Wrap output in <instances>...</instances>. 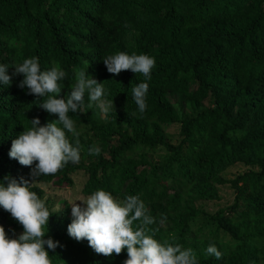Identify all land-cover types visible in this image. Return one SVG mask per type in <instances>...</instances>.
I'll list each match as a JSON object with an SVG mask.
<instances>
[{"label": "trees", "instance_id": "1", "mask_svg": "<svg viewBox=\"0 0 264 264\" xmlns=\"http://www.w3.org/2000/svg\"><path fill=\"white\" fill-rule=\"evenodd\" d=\"M118 52L154 57L151 79L109 73L104 57ZM32 57L42 71H66L59 98L84 70L116 107L106 116L95 104L69 113L81 158L55 175L33 177L9 155L31 120L44 126L58 119L38 105L46 97L19 86L23 74L13 75L14 64ZM0 64L12 76L11 85L0 82V183L27 180L42 199L37 183L71 187V175L83 170L84 195L105 190L120 202L139 196L155 220L149 234L191 249L198 264H264V0H0ZM141 82L149 85L143 114L131 92ZM174 96L181 98L177 110ZM88 103L86 93V110ZM170 125L178 128L176 143L166 138ZM67 135L75 145L77 137ZM93 145L99 155L89 153ZM159 148L165 153L155 157ZM236 164L243 170L227 178ZM224 184L234 193L227 207L208 212L197 204L218 200ZM46 207L53 214L45 239L59 241L49 249L52 264H124L126 248L118 256L97 254L68 234L67 205ZM210 221L215 226L206 235ZM0 225L12 238L24 231L2 206ZM209 245L221 259L207 253Z\"/></svg>", "mask_w": 264, "mask_h": 264}, {"label": "clouds", "instance_id": "2", "mask_svg": "<svg viewBox=\"0 0 264 264\" xmlns=\"http://www.w3.org/2000/svg\"><path fill=\"white\" fill-rule=\"evenodd\" d=\"M104 63L109 73L119 75L122 71L131 70L142 74L147 81L151 79L156 61L147 54L118 52L105 56ZM14 65L13 75L24 76L19 86H26L29 93L37 97H46L38 105L50 114L57 115L58 119L44 126H41L39 117L31 120L32 127L25 126L26 130L13 140L10 157L17 159L23 166L31 167L33 177L55 175L69 162L79 163L80 132L69 113H86L94 104L105 116L113 108L116 110L114 100L106 99L103 83H99L84 70L77 71L76 83L71 84L70 94L67 98H59L64 87L61 82L68 78L60 66L42 71L36 57L26 58ZM9 67L0 64V82L5 85L12 83ZM148 89L147 82L131 88L141 114L147 108ZM86 93L89 101L87 110ZM67 133L77 137L75 145ZM100 152L101 149L95 145L89 149L90 154L99 155ZM31 185L27 180L21 184L15 179L7 186L0 183V206L24 229L18 238H10L4 226L0 225V264H52L49 249H56L59 241L45 239V228L53 213L46 207L45 201L31 190ZM78 200L86 206L76 203ZM76 201L70 202L73 220L68 225V234L77 241L87 240L97 254L118 256L126 248L128 258L124 264H198L191 249H182L178 244L161 243L149 234L148 226L155 220L148 214L139 196L129 195L120 202L110 192L97 190ZM136 221L140 223L134 228ZM206 251L216 259L222 258V252L215 245H209Z\"/></svg>", "mask_w": 264, "mask_h": 264}, {"label": "rangeland", "instance_id": "3", "mask_svg": "<svg viewBox=\"0 0 264 264\" xmlns=\"http://www.w3.org/2000/svg\"><path fill=\"white\" fill-rule=\"evenodd\" d=\"M174 99L172 102L174 103L175 109L177 110L176 104H179L181 102V98L179 96H174ZM166 138L171 143H176L179 139L178 135V128L176 125H170L166 129ZM165 151L163 148H159L155 152V157L164 154ZM244 166L241 164H236L231 167H229L225 171V175L227 178H232L236 173L241 172L243 170ZM73 179V185L71 187H61L58 188L50 183L42 184L37 183L40 188L43 191L42 200L45 201V204L48 205L49 208H51L53 211H57L58 209H62L65 205L68 206L70 214H72L71 211V205L70 202L76 201L78 198L81 197H87L84 195L81 191L84 181L86 180V172L83 170H77L72 175ZM32 183V182H31ZM218 193H219V199L214 201H197V204L203 205L204 210L208 212H214L220 207H227L231 202L233 201L234 193L233 189L229 187L228 184L219 185L218 186ZM76 203L81 204V206H86L83 204L82 201H76ZM203 221V217L201 218ZM215 224L214 222H208L206 224V227H204L203 232L208 235L214 228ZM218 238L220 240H224L223 242L228 241V236H225L224 238L221 235V232H217ZM10 238H12L11 235H9Z\"/></svg>", "mask_w": 264, "mask_h": 264}]
</instances>
